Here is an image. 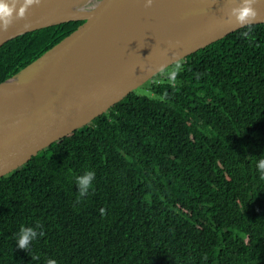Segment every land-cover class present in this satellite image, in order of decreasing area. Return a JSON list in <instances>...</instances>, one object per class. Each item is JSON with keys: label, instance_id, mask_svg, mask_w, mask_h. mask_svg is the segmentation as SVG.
Returning <instances> with one entry per match:
<instances>
[{"label": "trees", "instance_id": "16d2710c", "mask_svg": "<svg viewBox=\"0 0 264 264\" xmlns=\"http://www.w3.org/2000/svg\"><path fill=\"white\" fill-rule=\"evenodd\" d=\"M87 24L6 43L0 83ZM243 31L0 179V264H264V24ZM87 170L96 178L77 203ZM37 224L43 235L18 248L19 229Z\"/></svg>", "mask_w": 264, "mask_h": 264}, {"label": "water", "instance_id": "95a60500", "mask_svg": "<svg viewBox=\"0 0 264 264\" xmlns=\"http://www.w3.org/2000/svg\"><path fill=\"white\" fill-rule=\"evenodd\" d=\"M88 1L41 0L0 30L1 48L31 32L88 21L0 83V179L174 64L243 28L227 15L241 0H153L147 8L145 0H97L83 10ZM254 6L252 25L264 24V0Z\"/></svg>", "mask_w": 264, "mask_h": 264}, {"label": "clouds", "instance_id": "9594fccd", "mask_svg": "<svg viewBox=\"0 0 264 264\" xmlns=\"http://www.w3.org/2000/svg\"><path fill=\"white\" fill-rule=\"evenodd\" d=\"M41 0H0V30H6L14 19L23 17L27 9L33 5H39ZM256 0H241L239 4L230 6L227 10L229 20L235 19L236 23L245 28L241 33L247 37L252 31V24L258 18V11L254 6ZM19 5L18 12L16 11ZM153 0H145V7H151ZM15 14V15H14ZM257 171L260 181H264V157H261L257 162ZM96 178L94 170H87L82 175L75 178L77 188V203L89 193L92 188L93 181ZM39 224L34 227L24 226L19 229L16 234V246L20 249L28 250L32 241L36 240L42 232L36 229ZM46 264H56L55 260L48 259Z\"/></svg>", "mask_w": 264, "mask_h": 264}, {"label": "rangeland", "instance_id": "374dc122", "mask_svg": "<svg viewBox=\"0 0 264 264\" xmlns=\"http://www.w3.org/2000/svg\"><path fill=\"white\" fill-rule=\"evenodd\" d=\"M169 69H170V68H169ZM159 77H160V78L165 77V72L162 73L160 76H157L155 79H159ZM135 92H136L138 95H145V96H149V97H153V96H154L152 90L150 89V85H149V83L146 84L145 86H143V87L137 89Z\"/></svg>", "mask_w": 264, "mask_h": 264}, {"label": "bare ground", "instance_id": "6f19581e", "mask_svg": "<svg viewBox=\"0 0 264 264\" xmlns=\"http://www.w3.org/2000/svg\"><path fill=\"white\" fill-rule=\"evenodd\" d=\"M97 3V0H89L87 3L83 4L82 9L89 10L92 8V6L96 5Z\"/></svg>", "mask_w": 264, "mask_h": 264}, {"label": "flooded vegetation", "instance_id": "af4514ba", "mask_svg": "<svg viewBox=\"0 0 264 264\" xmlns=\"http://www.w3.org/2000/svg\"><path fill=\"white\" fill-rule=\"evenodd\" d=\"M154 82V81H153ZM150 83H152V82H150Z\"/></svg>", "mask_w": 264, "mask_h": 264}]
</instances>
